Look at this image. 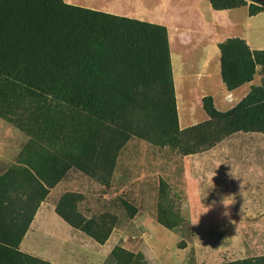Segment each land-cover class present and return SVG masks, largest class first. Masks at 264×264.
<instances>
[{
	"label": "trees",
	"instance_id": "1",
	"mask_svg": "<svg viewBox=\"0 0 264 264\" xmlns=\"http://www.w3.org/2000/svg\"><path fill=\"white\" fill-rule=\"evenodd\" d=\"M215 10L263 0H208ZM219 49L220 78L232 91L260 75L259 84L228 110L202 98L207 120L180 128L167 27L70 4L64 0H0V118L28 139L16 162L0 172V264H55L18 246L40 203L70 169L109 186L119 151L131 137L180 155L210 149L235 133L264 140V49L238 36ZM264 142V141H263ZM177 197L160 179L156 220L190 230ZM83 194L67 191L54 211L71 227L102 244L117 216L86 217ZM122 204L130 217L136 208ZM107 264H143L116 244ZM221 264H264V254Z\"/></svg>",
	"mask_w": 264,
	"mask_h": 264
},
{
	"label": "rangeland",
	"instance_id": "2",
	"mask_svg": "<svg viewBox=\"0 0 264 264\" xmlns=\"http://www.w3.org/2000/svg\"><path fill=\"white\" fill-rule=\"evenodd\" d=\"M171 1L173 4L180 2V0ZM191 1L199 3L201 11L194 10L193 6L190 7L189 12L184 8H175L167 10L165 14L174 15L173 20L177 22L179 16L183 17L187 13L203 19L202 11H212L208 0ZM98 3L99 0H95L88 5L100 6ZM139 11L133 13L146 16L144 11ZM227 14L228 12L225 14V11L221 10L214 21L219 22L220 26L215 29L214 25L212 28L214 30L206 27V24L195 25L197 23L195 21L191 26L169 27L172 41L176 39L175 31L178 30L184 31L186 37V47L182 53L180 48L174 49L175 43H169L172 72L177 68V64L181 63L180 60L178 63L177 52L181 53L184 59L188 57L185 70L175 71L173 74L179 114L181 116L189 108V102L186 100L192 97L193 103L190 109L193 112V121L196 122H201V116L206 114L202 107V98L213 93L218 101L221 94L219 82L221 79L219 74L218 77L216 75V65L219 67V51L216 48L217 55L213 54L214 42L233 35L248 39L250 44L264 49V10L249 16L247 6L234 8L230 11L232 24L229 23ZM178 47L182 46L178 44ZM178 67L180 69V65ZM200 73L203 75L207 73L209 78L201 77ZM255 79L258 82L260 75L256 74ZM246 84L234 91L235 97L231 102H225L227 108H222L217 102L218 108L225 111L236 104L241 92L247 88ZM27 139L28 136L24 132L0 118V172L16 162L18 153ZM263 141L261 133L235 132L207 151L180 155L168 147L155 146L145 140L131 137L119 151L109 186H104L92 177L71 169L62 182H71L73 185L66 187L63 192L68 188L83 191L85 199L78 203V209L87 217L103 212L116 214L117 227L123 231L122 236H125V240H122L121 236L117 243L136 244L134 248L140 247L138 251L143 253L147 261L145 264H160L161 258L162 260L171 258L168 264H190V262L221 264L225 260L262 255L264 254ZM160 179L165 180L177 194V197L174 196L175 204L188 220L190 230L167 229L157 222ZM60 189L61 185L51 190L47 199L51 206H45L42 222L39 218L35 230H32L25 240L32 244L33 247L30 249L41 254L45 251L50 253V250L57 248V240H62L61 235H67L63 227L64 221L53 209V204H56L61 196L59 193L56 194ZM104 193L106 194L103 195ZM225 197L233 203L227 209L229 215L222 216L225 211L222 200ZM122 200H126L136 208L134 216L128 215Z\"/></svg>",
	"mask_w": 264,
	"mask_h": 264
},
{
	"label": "crops",
	"instance_id": "3",
	"mask_svg": "<svg viewBox=\"0 0 264 264\" xmlns=\"http://www.w3.org/2000/svg\"><path fill=\"white\" fill-rule=\"evenodd\" d=\"M64 1L67 2V3L79 5V6H82V7H87V8H91V9H95V10L105 11V12H109V13H113V14H117V15H121V16L137 18V19H141V20H145V21H149V22L165 25L167 27V31H168L169 43L170 42H173V44L175 43L176 47L174 49L176 50V49L180 48L181 53L183 52V50L186 47L185 46L186 37L184 35L185 33L182 30L175 31L176 32L175 33L174 30H173V32L175 33L176 39L172 41L171 40V32H170V29H169V27L171 25L174 26V27H177V25H179L181 27H185V26H191L193 24V22L195 21V22H197L195 25L200 23L201 25L204 26V24H206L205 26L209 27L210 29L214 28L213 27L214 25H215V29H218L219 26H220L219 22H214V21H215V18H217V16L221 13V10L213 9L210 4H209V6L212 9V11H210V10L202 11L201 14L204 16L203 19L199 18V17H196V16H193V15H188L189 13H187V14H185V16L183 15V17H181L182 15L179 16V19H178L177 22H179L180 24H176L177 22H175V20H173L174 15L171 16V14H169V13L165 14V12L167 10H171V9H175V8L176 9H183L184 8V9L187 10V12H189L191 10L190 7L194 6V10H200L199 3H196V1L193 2L191 0H180V2H178L177 4L176 3L173 4V2L171 0H99L98 4L100 6L92 5V4L88 5V3H92L95 0H64ZM85 2H87V3H85ZM136 10H138V11L140 10L139 12L144 11L146 16L143 17L141 15H137V14L133 13ZM157 10H159V11H157ZM231 10L232 9H225L224 10L225 14L228 12L227 15H229V23L230 24H232V22H231L232 20L230 18V11ZM149 11H153V13H147ZM171 22L173 24H171ZM190 22H192V23H190ZM212 30H214V29H212ZM230 36L231 35H229L227 37H230ZM241 38H243V37H241ZM224 39H221L219 41H215L214 42L215 44H214V47H213L214 48L213 54L215 53V49L218 48L217 44L219 42L223 41ZM243 39H245V38H243ZM245 41L247 42V44L249 45V47L251 49H263V48L259 47L258 45L250 44L248 39H245ZM178 44L180 46H182V47H178ZM175 50H174V52H177ZM218 51H219V49H218ZM171 52H172V50H171ZM181 53L177 52V54H178V56H177L178 63H179V60L181 61V63L177 64V68L176 69L174 68V70L172 72L173 74H175V71L178 72L180 70V72H181V71L185 70V68L188 65V61L186 60V59H188V57L186 59H184L183 58L184 56H182ZM170 55H171V53H170ZM215 55H217V54L215 53ZM218 58H219V53H218ZM178 65H180V69H179ZM199 65H201V63ZM216 68H217V72H216L217 74L216 75L218 77V74L220 76V65H219V67H218V65H216ZM199 75L201 77H205V76L208 77L207 73H205V75L200 73ZM255 77H256V75H255ZM255 77H254V79L251 82L246 84L247 88L241 92V95H240V97L237 98L236 102H238L249 91L250 85L259 84L260 79H259L258 82H256ZM219 82L221 84V86H220L221 94H220V98L218 97V101L216 99V96L213 93H209V95L213 98V103L216 106V108L218 110H220V111H223V110H221V108H218L217 102H218V104L220 103V106L222 108H224V109L227 108L228 105L225 106V102L226 101H230L231 102L232 98L235 97V94H234L235 92L234 91H236L237 89H239L243 85H241L240 87H238V88H236V89H234L232 91H228L225 88V86L222 83V81H219ZM174 87H175V85H174ZM223 90H224V93H223ZM224 96H225V98H223ZM201 97H202V95H201ZM225 99H227V100H225ZM186 101L189 102L188 103V107L189 108L186 109L185 112L180 116L179 108H178V100L176 98V105H177L178 120H179L180 128H185V127L193 125V124H195L197 122H200V121L196 122V120L193 121V117L194 116L192 117L193 112L190 109L191 108V103H193L192 102V97L189 100H186ZM203 115L201 116V119H200L201 122L206 120L205 117H208L207 114H203ZM211 148H213V147H211ZM112 175H113V173H112ZM63 178L55 185V186H59V187L61 185L60 191H58L56 194L59 193V195H62L63 193H65L67 191L79 192V193L83 194V200H84L85 199V194L83 193V191H80V190L79 191H77V190L75 191V190H71V189L68 188L67 191L63 192L64 190H66L65 189L66 187H69V186L73 185V183H71V182H62ZM111 178H112V176H111ZM97 182H95V183H97ZM97 185H98V183H97ZM54 187L49 189L48 195L40 203V205H39V207H38V209H37L32 221H31L27 231L25 232L23 238L21 239V241L19 243L18 248L21 251H26V252L31 253L33 255H38V256H40V257H42L44 259H47V260H49V261H51V262H53L55 264H107V261H105V260H106V258L108 256V254L110 253V251L112 250V248L116 244H119V243H117V241H119L121 239L120 237L123 235V231H121L119 229V227H117L118 226V223H117L118 217H117L116 224H115L111 234L109 235L108 239L102 244L94 241L92 238H90L89 236L85 235L80 230L71 227L61 217H60V219H62V221H64V223H65V224H63V227H64V231H65V233L67 235H61L62 240H57V242H58L57 248H55L54 250L53 249L50 250V253L49 252L46 253L47 251H45L44 254L43 253L41 254V253H39V251H33L32 249H30V248L33 247L32 244L28 243V242H25V240L29 237V233L32 230H35V227L37 225V222H38L39 218H41V220H39V221L42 222L44 214H45V210H44L45 206H47V207L51 206V204H49V202H47V199H48V196L51 194V190ZM95 189H97L96 185H95ZM105 194L106 193H104L103 195H105ZM54 207H55V204H53V209H54ZM110 213H112V212H110ZM58 217H59V215H58ZM88 217H90V216H88ZM65 236H67V237H65ZM122 240H125V236H122ZM119 245L122 248L126 249V250H129V251H131V252H133L135 254H139L140 261L143 262V264H145V262H147L145 257L143 256V253L138 251V250H140L139 249L140 247L139 248H134V247L137 246L136 244H135L136 246L134 244H131V243H128L126 245L123 242L122 244H119ZM40 252H43V251H40ZM50 255H51V257H49ZM162 259L163 258H161V261H164V262L160 261L159 262L160 264H168L169 260L171 258L167 259V260H162ZM190 264H194V263L190 262Z\"/></svg>",
	"mask_w": 264,
	"mask_h": 264
},
{
	"label": "clouds",
	"instance_id": "4",
	"mask_svg": "<svg viewBox=\"0 0 264 264\" xmlns=\"http://www.w3.org/2000/svg\"><path fill=\"white\" fill-rule=\"evenodd\" d=\"M232 203H233V202L230 201V200H228V199H226V197L223 198V200H222V205H223V207L225 208V211L221 214L222 216H227V215H229L227 209L229 208V206H230Z\"/></svg>",
	"mask_w": 264,
	"mask_h": 264
}]
</instances>
